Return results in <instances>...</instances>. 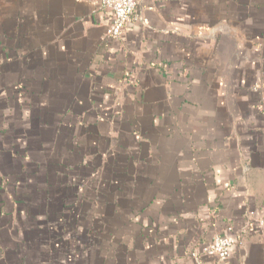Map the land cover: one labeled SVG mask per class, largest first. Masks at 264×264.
Wrapping results in <instances>:
<instances>
[{
  "label": "crops",
  "instance_id": "0c3cea01",
  "mask_svg": "<svg viewBox=\"0 0 264 264\" xmlns=\"http://www.w3.org/2000/svg\"><path fill=\"white\" fill-rule=\"evenodd\" d=\"M99 3L0 0V264H264V0Z\"/></svg>",
  "mask_w": 264,
  "mask_h": 264
},
{
  "label": "built area",
  "instance_id": "2783aa9c",
  "mask_svg": "<svg viewBox=\"0 0 264 264\" xmlns=\"http://www.w3.org/2000/svg\"><path fill=\"white\" fill-rule=\"evenodd\" d=\"M139 0H100L101 10L107 12L111 16V22L106 31V37L114 42H118L126 26L132 21L140 18L135 15ZM145 22V20H141ZM260 228L264 232V214L258 222ZM235 241L229 237L215 236L212 241L203 246L201 253L206 256L213 257L217 262H226L230 256V250ZM192 257H195L193 254Z\"/></svg>",
  "mask_w": 264,
  "mask_h": 264
}]
</instances>
